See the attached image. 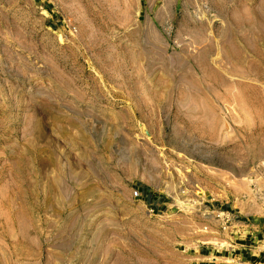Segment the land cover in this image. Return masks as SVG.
Wrapping results in <instances>:
<instances>
[{
  "label": "rangeland",
  "instance_id": "1",
  "mask_svg": "<svg viewBox=\"0 0 264 264\" xmlns=\"http://www.w3.org/2000/svg\"><path fill=\"white\" fill-rule=\"evenodd\" d=\"M251 234L264 0H0V264H196Z\"/></svg>",
  "mask_w": 264,
  "mask_h": 264
},
{
  "label": "crops",
  "instance_id": "2",
  "mask_svg": "<svg viewBox=\"0 0 264 264\" xmlns=\"http://www.w3.org/2000/svg\"><path fill=\"white\" fill-rule=\"evenodd\" d=\"M249 242H235L227 252L200 248L193 255L196 264H264V246L256 244L257 236H248ZM261 242L264 236L258 239Z\"/></svg>",
  "mask_w": 264,
  "mask_h": 264
},
{
  "label": "bare ground",
  "instance_id": "3",
  "mask_svg": "<svg viewBox=\"0 0 264 264\" xmlns=\"http://www.w3.org/2000/svg\"><path fill=\"white\" fill-rule=\"evenodd\" d=\"M261 246H264V241H263V244Z\"/></svg>",
  "mask_w": 264,
  "mask_h": 264
}]
</instances>
